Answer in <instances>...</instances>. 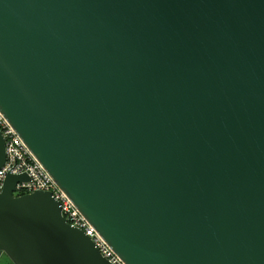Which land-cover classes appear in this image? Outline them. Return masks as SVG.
I'll list each match as a JSON object with an SVG mask.
<instances>
[{"label": "water", "instance_id": "1", "mask_svg": "<svg viewBox=\"0 0 264 264\" xmlns=\"http://www.w3.org/2000/svg\"><path fill=\"white\" fill-rule=\"evenodd\" d=\"M0 113L125 264H264V0H0ZM23 180L4 257L113 264Z\"/></svg>", "mask_w": 264, "mask_h": 264}, {"label": "built area", "instance_id": "2", "mask_svg": "<svg viewBox=\"0 0 264 264\" xmlns=\"http://www.w3.org/2000/svg\"><path fill=\"white\" fill-rule=\"evenodd\" d=\"M0 132L4 140V161L0 166V188L6 172H25L28 180L16 182L13 194L28 192L36 188L49 190L59 201L60 213L65 221L83 230L91 238L99 253L111 263L125 264L81 214L71 199L56 185L1 113Z\"/></svg>", "mask_w": 264, "mask_h": 264}, {"label": "flooded vegetation", "instance_id": "3", "mask_svg": "<svg viewBox=\"0 0 264 264\" xmlns=\"http://www.w3.org/2000/svg\"><path fill=\"white\" fill-rule=\"evenodd\" d=\"M0 264H12L4 255L0 252Z\"/></svg>", "mask_w": 264, "mask_h": 264}]
</instances>
